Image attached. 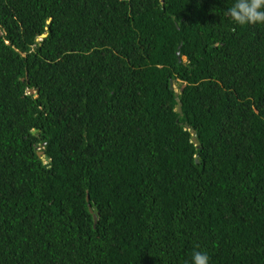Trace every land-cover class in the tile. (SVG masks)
I'll list each match as a JSON object with an SVG mask.
<instances>
[{
    "label": "trees",
    "instance_id": "trees-1",
    "mask_svg": "<svg viewBox=\"0 0 264 264\" xmlns=\"http://www.w3.org/2000/svg\"><path fill=\"white\" fill-rule=\"evenodd\" d=\"M233 2L0 0V264H264V24Z\"/></svg>",
    "mask_w": 264,
    "mask_h": 264
},
{
    "label": "clouds",
    "instance_id": "clouds-1",
    "mask_svg": "<svg viewBox=\"0 0 264 264\" xmlns=\"http://www.w3.org/2000/svg\"><path fill=\"white\" fill-rule=\"evenodd\" d=\"M227 15L235 24L241 26L264 24V0H234L227 9ZM36 150L41 149L37 147ZM209 259L206 252L196 250L192 253L191 264H209Z\"/></svg>",
    "mask_w": 264,
    "mask_h": 264
},
{
    "label": "water",
    "instance_id": "water-1",
    "mask_svg": "<svg viewBox=\"0 0 264 264\" xmlns=\"http://www.w3.org/2000/svg\"><path fill=\"white\" fill-rule=\"evenodd\" d=\"M41 35H43V33H42ZM176 54H178V51H176ZM169 86H170V87L173 86V82H172L171 80H169ZM175 101H176V103H175V109H176L177 111H179V110H180V101H179V98H178V97H175ZM33 130H34V129H32V131H33ZM191 140H192L193 142L196 141L194 135L191 136ZM41 154H42V159H43V165H44V166H47V165H48V157H47V155L44 154V153H42L41 150H36V155L40 156ZM92 217H93V222H94L95 215H94L93 213H92Z\"/></svg>",
    "mask_w": 264,
    "mask_h": 264
}]
</instances>
